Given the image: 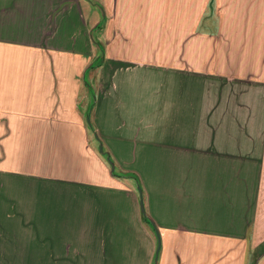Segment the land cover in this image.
Wrapping results in <instances>:
<instances>
[{"label":"crops","instance_id":"obj_1","mask_svg":"<svg viewBox=\"0 0 264 264\" xmlns=\"http://www.w3.org/2000/svg\"><path fill=\"white\" fill-rule=\"evenodd\" d=\"M60 259L264 264V0H0V264Z\"/></svg>","mask_w":264,"mask_h":264},{"label":"water","instance_id":"obj_2","mask_svg":"<svg viewBox=\"0 0 264 264\" xmlns=\"http://www.w3.org/2000/svg\"><path fill=\"white\" fill-rule=\"evenodd\" d=\"M87 123H88V125H90L89 117L87 118ZM95 139L99 142L97 134H95ZM98 150H99V152L101 154H106L104 152L103 146L101 144H99ZM106 160H107L108 164L110 165L111 170L113 171L114 170V164H113L112 160L108 156H107ZM138 192H139V196H140V202H139L140 209H141L142 213H145V208H144V203H143V198H142V194H141V189L140 188H138ZM151 224H152V226H153V228L155 230V234H156V237H157V249H156V254H155V262H156L157 258H158L159 251H160L161 241H160V236H159V233H158L157 229H155V226L153 225V223H151Z\"/></svg>","mask_w":264,"mask_h":264},{"label":"rangeland","instance_id":"obj_3","mask_svg":"<svg viewBox=\"0 0 264 264\" xmlns=\"http://www.w3.org/2000/svg\"><path fill=\"white\" fill-rule=\"evenodd\" d=\"M98 63V61H97ZM253 257V253L251 254ZM257 256L255 257V261ZM87 259H60V260H48V264H89Z\"/></svg>","mask_w":264,"mask_h":264}]
</instances>
